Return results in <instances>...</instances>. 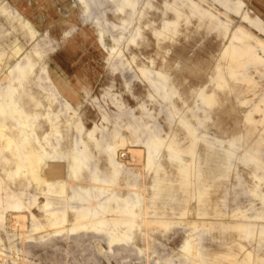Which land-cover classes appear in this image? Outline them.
I'll return each mask as SVG.
<instances>
[{"label":"rangeland","instance_id":"rangeland-1","mask_svg":"<svg viewBox=\"0 0 264 264\" xmlns=\"http://www.w3.org/2000/svg\"><path fill=\"white\" fill-rule=\"evenodd\" d=\"M83 4L84 17L78 0H0V94L24 73L21 90L38 104L25 120L0 99V264H264V0ZM96 31L106 32L102 44ZM142 72L161 75L166 100ZM17 130L58 167L85 146L88 170L60 173L48 193L20 148L1 141L20 147ZM149 140L163 144L152 166L113 174L110 161ZM83 189L102 235L78 229L69 211L81 208L73 197ZM46 202L65 212L58 229L45 222ZM135 220L132 240L108 246V228Z\"/></svg>","mask_w":264,"mask_h":264},{"label":"bare ground","instance_id":"bare-ground-1","mask_svg":"<svg viewBox=\"0 0 264 264\" xmlns=\"http://www.w3.org/2000/svg\"><path fill=\"white\" fill-rule=\"evenodd\" d=\"M83 6H82V14L84 15L88 12V8L84 6L83 0H78ZM244 21L247 20L246 17L243 18ZM100 44L104 41V34L106 32L96 31L95 32ZM247 33V32H246ZM233 53H238L235 50H232ZM238 55H240L238 53ZM255 62L262 63L263 61L260 58H255ZM143 77L145 81L148 83L150 87L153 88V90L159 89L163 92V100H166L167 98V90L164 87V85L158 81V78L161 77V75L157 74L156 78L153 79L150 77V75L147 72H142ZM25 77L24 73H19V77L13 81V83L7 88V90L0 94V99L6 100L8 102V105H10L11 110L13 113H16L20 118L28 119L30 114V109L37 108L38 104L35 100V97L31 96L30 94L24 93L21 89V82L23 81ZM17 97L18 106L12 102L13 96ZM198 97L202 100L203 104L206 106H212L214 103V100L211 96H205L202 92L198 93ZM20 105V108H19ZM202 107V106H201ZM201 109V108H200ZM4 114V107L3 104L0 102V115ZM169 119V118H168ZM180 124L189 132L192 139H196L195 131L192 129V127L188 124V122L184 120H180ZM1 129V126H0ZM18 134L21 135V146L13 141L10 138H2V143L6 149H10L11 147L20 148V151H18V154L20 157V163H26L29 164V171L32 173V179L35 182H38L39 179H43L44 184L47 188V192H54L53 185L54 182L57 179L58 175L63 172V175H66L67 173L70 174L71 177L75 179H79L81 177L82 173L86 170H88V162L90 160V155L87 152V148L84 146L83 149H75L74 153L72 154L69 167H64V163L60 165V167L53 164L54 159H51V162H48L44 155L38 154L34 150V145L32 142L26 137V132L23 130H17ZM115 132V131H114ZM163 147V144L159 141H153L149 140L144 145V150H127L125 154V159L119 161V165H116L113 161H110V167L113 171V174L116 175L119 173L118 166L125 165V166H136L139 164L146 163L147 167H150L153 165L154 161L159 157V154L161 153V149ZM22 150V152H21ZM165 150L169 153V158L171 160H177L180 165H182L181 159L179 158V151L177 149H174L172 146H167ZM124 153V152H123ZM122 154V153H121ZM118 154H116L117 157ZM172 155H175L172 156ZM189 155L191 157L196 156L195 149H191L189 151ZM123 158V157H122ZM193 164V163H192ZM157 168H161L160 164H156ZM25 167V166H24ZM183 167V166H182ZM21 168V164L17 165V169ZM26 168V167H25ZM27 169V168H26ZM36 173H33V172ZM183 176L187 179L189 173L187 172V169H182ZM50 178L49 180L47 178ZM191 181L187 180L185 185H190ZM64 193V185L61 184V188L59 191V195H62ZM73 200H75L76 203H79L81 205V208L79 209H70L69 211L77 217L79 221L78 229L80 230H87L95 235H102L104 232V229H106V223L103 218L100 217V213L96 212L95 210L91 209L90 203V194L87 189H83L81 194H76L73 197ZM50 203L46 202L43 205V210H45L46 218L45 222L49 224L51 228L58 229L60 228L64 221H65V212H62L59 214L58 210H49ZM19 208V206H17ZM103 212L106 211V208H102ZM129 214H131L136 220L139 219L140 214L137 212V206H135L132 210L128 211ZM172 213L175 214V211L172 210ZM182 215V214H180ZM99 218L96 221H93L95 218ZM89 221L88 224H85V221ZM135 221H132L130 223V226H128V222L121 221L116 222L111 228H108L107 231V239L106 242L108 246H114V245H124L126 242L132 240V237H134V233L138 230V224ZM161 224H164L162 221ZM10 223V222H9ZM12 223V222H11ZM131 228L132 232L129 234ZM58 232V231H57ZM261 234V233H260ZM193 240H187L182 246L181 249L183 251L189 250L192 248L193 243L191 242ZM196 256L194 255V259Z\"/></svg>","mask_w":264,"mask_h":264}]
</instances>
